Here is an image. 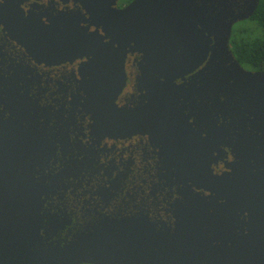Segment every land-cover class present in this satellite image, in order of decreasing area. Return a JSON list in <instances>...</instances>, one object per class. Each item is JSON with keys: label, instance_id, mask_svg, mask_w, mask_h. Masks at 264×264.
<instances>
[{"label": "flooded vegetation", "instance_id": "1", "mask_svg": "<svg viewBox=\"0 0 264 264\" xmlns=\"http://www.w3.org/2000/svg\"><path fill=\"white\" fill-rule=\"evenodd\" d=\"M119 1L122 9L134 0ZM221 3L239 12L252 0ZM79 14L89 18L80 0H0V111L8 117L11 107L25 108L42 137L37 178L52 193L45 209L60 208L71 221L59 237L125 220L138 232H153L175 254L187 241L203 258L264 264V159L239 152L254 116L240 103L230 73L236 62L260 70L245 68L231 44L233 60L212 44L207 58L203 49L192 58L179 49L183 59L175 65L148 64L144 48L174 43L168 28L160 33L150 26L129 38L125 83L115 99L137 130L107 135L85 108L80 68L86 59L53 61L37 51L58 38L65 16ZM192 31L175 37L178 48L190 44Z\"/></svg>", "mask_w": 264, "mask_h": 264}, {"label": "water", "instance_id": "2", "mask_svg": "<svg viewBox=\"0 0 264 264\" xmlns=\"http://www.w3.org/2000/svg\"><path fill=\"white\" fill-rule=\"evenodd\" d=\"M118 1L80 0L89 18L84 14L77 20L65 16L58 38L45 40L48 53L37 49L53 61L86 59L80 68L85 108L99 117L100 128L107 135L117 136L137 130L126 120L124 109L115 104L125 83L130 37L155 24L160 33L168 28L173 44L143 49L148 64L156 60L162 68L183 59L176 53L179 49L186 50L189 58L203 49L207 58L212 44L227 49L233 60L229 46L233 27L252 17L260 2L252 0L247 9L235 12L221 3L224 0H210V6L199 5L200 0H134L122 9L117 8ZM91 27L95 30L90 31ZM186 27L194 29L186 33L190 44L178 48L175 37ZM234 69L230 72L237 83L234 89L241 92L240 103L249 104L254 116L252 130L242 137L239 152L264 159V72L247 71L238 62ZM97 99L99 108L94 112ZM4 100L0 97V103ZM8 113L7 117L0 111V264H229L219 256L193 254L187 241L175 254V248L153 232H138L125 220L102 222L95 230L93 225L76 235L59 237L71 221L60 208L45 209L52 193L37 178V169L44 162L42 137L25 108L16 105Z\"/></svg>", "mask_w": 264, "mask_h": 264}, {"label": "trees", "instance_id": "3", "mask_svg": "<svg viewBox=\"0 0 264 264\" xmlns=\"http://www.w3.org/2000/svg\"><path fill=\"white\" fill-rule=\"evenodd\" d=\"M230 44L245 68L264 71V0L250 19L236 24Z\"/></svg>", "mask_w": 264, "mask_h": 264}, {"label": "rangeland", "instance_id": "4", "mask_svg": "<svg viewBox=\"0 0 264 264\" xmlns=\"http://www.w3.org/2000/svg\"><path fill=\"white\" fill-rule=\"evenodd\" d=\"M127 1H128V0H120V1H119V5H123V4L126 3ZM240 23H242V22H240ZM240 23H238V24H240ZM235 27H236V25L233 27V31H232V33L234 32Z\"/></svg>", "mask_w": 264, "mask_h": 264}]
</instances>
